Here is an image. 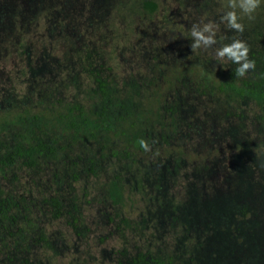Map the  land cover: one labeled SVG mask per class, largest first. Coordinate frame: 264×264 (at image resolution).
Segmentation results:
<instances>
[{
    "label": "rangeland",
    "instance_id": "obj_1",
    "mask_svg": "<svg viewBox=\"0 0 264 264\" xmlns=\"http://www.w3.org/2000/svg\"><path fill=\"white\" fill-rule=\"evenodd\" d=\"M143 1L37 0L45 8L58 7L72 46L99 53V63L113 65L120 83L134 80L147 92H163L168 103L177 95L181 119L172 125L145 112L151 151L133 158L102 151L100 139L61 153L42 173H19L8 185L26 197L19 222L32 220L37 229L44 228L52 248L32 243L31 232L30 253L13 252L14 264L22 259L28 264H123L150 249L172 255L174 264H264V109L246 99L226 113L212 92L236 67L227 60L221 65L215 47L239 38L249 45L250 58L257 51L264 56V5L253 20L242 17L243 33L220 24L213 49L193 52L191 25L201 18L218 22L226 0H154L153 12ZM8 7L0 5L6 16L1 23L7 22L1 37L11 21ZM65 52L29 46L30 78L58 83L56 64ZM3 59L1 68L7 66ZM114 102L115 114L124 118L137 120V112L147 110L129 99ZM210 176H215L212 190ZM118 178L126 208L114 220L107 189ZM60 194L65 211L56 219L44 198ZM70 210L78 217L77 228L70 223Z\"/></svg>",
    "mask_w": 264,
    "mask_h": 264
},
{
    "label": "trees",
    "instance_id": "obj_2",
    "mask_svg": "<svg viewBox=\"0 0 264 264\" xmlns=\"http://www.w3.org/2000/svg\"><path fill=\"white\" fill-rule=\"evenodd\" d=\"M0 5L11 8V21L2 32L6 33L0 36V58L4 55L6 62L2 63L8 66V69L7 66L0 67V264H14L16 256H11L13 252L26 249L30 253L32 247L28 242L33 240L31 232H34L32 243L52 248L44 228L37 229L32 220L29 225L19 222L26 197L15 187L8 188L14 178L20 176L19 173L24 172L27 176L42 173L49 164L59 160L61 153L83 150L85 145L100 139L103 140L102 151L123 160L133 158L144 152L137 143L139 138L146 139L152 147V139L145 134L142 123L145 112L160 122L168 119L175 125L181 119V104L177 95L168 103L162 97L165 93L147 92L134 80L120 83L116 68L99 63V53L91 48L84 45L77 51L72 46L74 40L68 36L70 30L63 27L58 17V7L45 8L37 0H0ZM142 5L152 12L157 8L154 0H144ZM5 17L4 10H0V30L7 23H1ZM51 35L55 38L52 39ZM31 45L37 51L47 46L66 51L64 58L57 60L56 64L61 75L58 83L52 85L40 78H30L27 50ZM251 58L255 59L256 68L250 70V75L237 79L234 68L212 87L213 96L219 99L226 113L246 99L264 109V56L257 51ZM81 81L86 84H81ZM95 83L97 89H92ZM126 99L141 104L147 110H139L137 120L117 116L113 110L114 101ZM203 160L207 161L206 158ZM226 178L222 179L224 186ZM207 180L211 188L215 176ZM107 192L112 200L115 220L126 208L122 179L110 181ZM44 202L56 219L65 211L61 194L45 197ZM73 208L76 212L77 207L74 205ZM66 212L72 215L70 223L73 228H77V215H73L71 210ZM120 221L129 223L127 218ZM28 226L32 229L26 231ZM149 251H142L138 258L130 257L123 264L175 262V258L164 251ZM19 264H28V260L22 259Z\"/></svg>",
    "mask_w": 264,
    "mask_h": 264
},
{
    "label": "clouds",
    "instance_id": "obj_3",
    "mask_svg": "<svg viewBox=\"0 0 264 264\" xmlns=\"http://www.w3.org/2000/svg\"><path fill=\"white\" fill-rule=\"evenodd\" d=\"M264 5V0H226L222 15L219 21L201 20L193 23L189 29L191 36L190 47L195 52L198 49H213L217 44L216 33L220 24L226 28L235 30L236 33H243L244 24L241 22L242 17L246 16L249 20L255 18L257 10ZM215 59L223 65L225 60L231 61L236 65L234 74L237 79L250 75V70H255L256 61L250 58V48L246 41L233 38L229 43H222L214 49ZM139 147L144 152L151 151V145L144 138L137 141ZM264 166V165H262Z\"/></svg>",
    "mask_w": 264,
    "mask_h": 264
}]
</instances>
